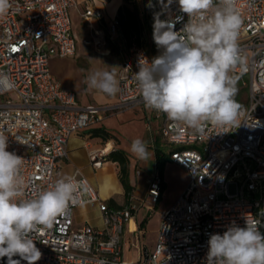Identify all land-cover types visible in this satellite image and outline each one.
<instances>
[{
    "label": "built area",
    "instance_id": "2783aa9c",
    "mask_svg": "<svg viewBox=\"0 0 264 264\" xmlns=\"http://www.w3.org/2000/svg\"><path fill=\"white\" fill-rule=\"evenodd\" d=\"M236 4L243 21L238 47L244 64L231 74L247 88L248 103L240 110L239 126L221 133L213 126L197 132L145 105L134 73L141 57L151 61L161 49L152 56L143 47H131L118 72L120 91L114 104H79L74 92L62 88L52 73L51 58L77 52L73 10L78 9L96 44L103 46L125 42L118 18L107 20L105 8L94 0H11L9 12L0 16V75L12 83L11 88L0 85V135L7 137V150L23 158V198L55 184L56 173L68 158L71 136L95 127L108 112L139 107L161 121L171 159L190 177L183 193L163 212L154 246L143 248L137 260H126L125 224L140 205L155 209L162 193L161 176H154L140 203L131 194L127 204L113 207L76 170L69 177L83 185L78 201L50 227L33 234L42 252L37 264H205L209 234H223L233 221L243 227L245 217L264 223V0ZM160 13L162 20L171 17L178 31L188 19L177 0ZM90 159L94 168L103 164L101 154L92 153ZM89 203L98 204L101 227L76 225L75 209ZM260 230L264 234V227Z\"/></svg>",
    "mask_w": 264,
    "mask_h": 264
},
{
    "label": "clouds",
    "instance_id": "9594fccd",
    "mask_svg": "<svg viewBox=\"0 0 264 264\" xmlns=\"http://www.w3.org/2000/svg\"><path fill=\"white\" fill-rule=\"evenodd\" d=\"M172 2L168 0V5ZM177 2L187 22L178 31L171 17L162 20V13H154L153 40L161 52L151 61L141 57L134 79L145 105L169 120L197 132L206 126L228 132L239 126L242 108L235 98L236 77L230 74L244 64L238 47L243 21L236 0ZM11 7V0H0V16ZM108 68L111 70L90 72L86 83L89 89L115 96L120 91L117 67ZM0 85L12 87L7 75H0ZM7 148V137L0 135V259L7 257V264H21L22 260L37 264L42 252L33 234L50 227L70 203L78 201L83 185L64 177L34 197L23 198V158ZM130 151L140 160L154 155L141 138L132 141ZM261 227V220L245 217L243 227L233 221L223 234H209L205 264H264Z\"/></svg>",
    "mask_w": 264,
    "mask_h": 264
},
{
    "label": "crops",
    "instance_id": "0c3cea01",
    "mask_svg": "<svg viewBox=\"0 0 264 264\" xmlns=\"http://www.w3.org/2000/svg\"><path fill=\"white\" fill-rule=\"evenodd\" d=\"M78 1L81 3L84 0ZM113 2L115 4L110 6V3ZM110 3H105L102 0H94L95 5L105 8L107 20H111L117 16L118 9L121 6V0H112ZM106 4L109 6V13L107 11ZM79 9H81V6H79ZM73 11L80 16L78 9ZM140 18L142 20L141 16ZM123 38L126 42L124 36ZM119 45H122V43ZM55 58L56 57H52L51 61ZM60 84L62 88L74 92L78 103L81 105H111L117 100V94L115 96H108L106 94H92L91 101H82L80 96H78L74 90L65 88L61 82ZM160 125L161 121L155 118L147 108L139 107L125 111L108 112L105 114L103 120L95 127L83 130L71 136L68 141V158L62 162V166L56 173V177L58 179L69 177L76 170H80L94 186L99 197L107 202L110 206L120 207L127 204L130 200L131 194L134 197L133 200L140 203L139 200L146 197L148 187L154 176L159 174L157 168V152H160L169 158L165 163L164 171L161 176L163 181L162 193L157 203H160L159 215L161 219L163 212L171 207L177 198L183 193L190 177L184 168L171 159V146H169L162 137ZM97 129L108 132L114 136V138L103 140L101 137L95 136L94 130ZM136 138H141L147 141L149 150L154 153V155L149 157L147 160H140L134 154H132L130 151V145ZM115 149L125 150L130 158V183L133 186V190L130 193L128 199H125L124 197V188L119 180L118 164L107 158V155ZM92 153L101 154L103 156V164L100 168H94L92 166L90 159ZM64 167L67 169V172L65 175L61 176L60 172ZM111 200H114L117 205H111ZM89 204H93L96 211H98L100 214L101 225H94L90 224L89 222H77L74 211V220L76 225L89 224L92 226L101 227L103 223L98 204ZM148 211H150L148 208L140 205V208L135 214L134 218L125 224L124 258L126 260H137L143 248L151 249L154 246L156 239L152 245L145 241L148 224ZM138 228L141 229V232L138 231ZM126 252H130L134 256L127 258L125 255Z\"/></svg>",
    "mask_w": 264,
    "mask_h": 264
},
{
    "label": "rangeland",
    "instance_id": "374dc122",
    "mask_svg": "<svg viewBox=\"0 0 264 264\" xmlns=\"http://www.w3.org/2000/svg\"><path fill=\"white\" fill-rule=\"evenodd\" d=\"M105 3H110L112 0H102ZM176 1V0H173ZM127 4L131 8H137L142 21L144 22V33L141 40V45L136 43L128 46L124 41H118L103 46L96 44V41L92 37V32L88 28L87 24L80 18L76 12H72L73 30L77 34L78 48L77 52L73 57L58 58L56 57L51 61V69L57 80L67 89L74 90L82 101H91L92 94H103L96 90L89 89L86 83V77L90 72L96 70H111L108 67L116 68V78L121 68L123 58L131 55V47H143L152 56L157 55L159 49L157 48L153 40V23L154 13H160L168 5V0H156L154 12L145 8V3L142 0H121V6ZM107 11L109 13V6L106 4ZM106 34L107 30L105 31ZM119 42L122 45H119ZM108 47V48H107ZM110 49V51H109ZM231 74V73H230ZM238 89L236 100L241 106L246 105L248 99V90L242 86L240 77L235 76ZM67 172L64 167L60 175L63 176ZM160 203L156 204V209L148 211V224L145 241L148 244H153L156 239L158 232V225L160 222ZM76 221L79 223L89 222L94 225H101L100 214L94 208L93 204L85 205L75 209ZM127 258L134 256L130 252H126ZM0 264H7V261L3 258L0 259Z\"/></svg>",
    "mask_w": 264,
    "mask_h": 264
},
{
    "label": "trees",
    "instance_id": "16d2710c",
    "mask_svg": "<svg viewBox=\"0 0 264 264\" xmlns=\"http://www.w3.org/2000/svg\"><path fill=\"white\" fill-rule=\"evenodd\" d=\"M143 1L145 3V8L153 13L156 0ZM116 17L120 22L121 31L126 39L127 45L131 46L134 43L141 45V36L144 33L145 27L140 18L138 9L131 8L127 4H124L119 7ZM94 135L101 137L103 140L114 138V136L101 129L94 130ZM107 158L118 164L119 180L124 188V197L128 199L133 190V186L130 183V158L128 153L122 149H115L107 155ZM168 159L167 156L157 152V168L160 176L163 174L165 163ZM110 203L111 205H117L114 200H111Z\"/></svg>",
    "mask_w": 264,
    "mask_h": 264
},
{
    "label": "bare ground",
    "instance_id": "6f19581e",
    "mask_svg": "<svg viewBox=\"0 0 264 264\" xmlns=\"http://www.w3.org/2000/svg\"><path fill=\"white\" fill-rule=\"evenodd\" d=\"M115 3L113 2V3H110V6H112V5H114ZM106 149H108V148H106Z\"/></svg>",
    "mask_w": 264,
    "mask_h": 264
}]
</instances>
